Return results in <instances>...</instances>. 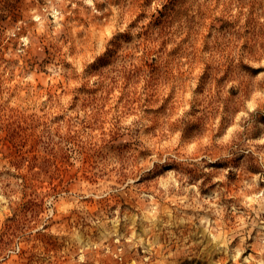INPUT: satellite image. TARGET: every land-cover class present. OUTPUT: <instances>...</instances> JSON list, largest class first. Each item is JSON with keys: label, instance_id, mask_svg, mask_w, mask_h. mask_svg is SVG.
<instances>
[{"label": "rangeland", "instance_id": "374dc122", "mask_svg": "<svg viewBox=\"0 0 264 264\" xmlns=\"http://www.w3.org/2000/svg\"><path fill=\"white\" fill-rule=\"evenodd\" d=\"M0 264H264V0H0Z\"/></svg>", "mask_w": 264, "mask_h": 264}]
</instances>
